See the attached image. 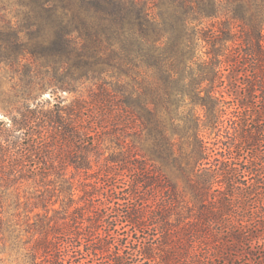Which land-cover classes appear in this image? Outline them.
Here are the masks:
<instances>
[{"label":"trees","instance_id":"1","mask_svg":"<svg viewBox=\"0 0 264 264\" xmlns=\"http://www.w3.org/2000/svg\"><path fill=\"white\" fill-rule=\"evenodd\" d=\"M17 1L0 59L79 95L0 118V264H264V0Z\"/></svg>","mask_w":264,"mask_h":264},{"label":"rangeland","instance_id":"2","mask_svg":"<svg viewBox=\"0 0 264 264\" xmlns=\"http://www.w3.org/2000/svg\"><path fill=\"white\" fill-rule=\"evenodd\" d=\"M7 23L12 24L13 26L20 25L22 26V28H24L23 26L24 24H26L24 23L22 7L18 4L17 0H0V29H3V27H5ZM21 35L25 36V31H22ZM27 61L28 58H24L22 60V63L27 64ZM22 65L18 67L14 64H8V62L0 59V118L7 119L10 115L16 114L18 110L22 109V107L24 108L25 105H29L33 108L38 102L44 104V109L52 108L53 105L57 102H60V105H66L73 101L74 98L79 95V92L75 91V89L71 91L67 89H55L54 82L58 80L57 77H54V75L56 76V72H54V70L49 66H41L39 67V70H41L40 72L45 73V76L43 75V77H45L46 80L51 81V84L47 87H44V89L41 91L36 90L33 93L34 98H27L26 93L28 92L30 86L26 82V66L24 67ZM37 68V65L30 64L31 72H34L33 70H36ZM57 71L58 73H61L63 71L62 67H59ZM36 76H38V78H36L35 81H39L41 74L39 76V73H36ZM91 84V81L87 80L78 88L84 95H86L87 90L90 88ZM33 86V88L35 89L38 88V85L36 83H34ZM227 125L228 122L225 120L222 124V127L220 128V131L217 132L215 130V133H211L209 135V138L207 139L210 145H212L217 151L220 150V147H222V149L224 147V145H222L225 142L224 128ZM103 138L102 150L103 152H105V154H108L106 153L108 152V150H110L108 149V147L113 145L112 141H110L112 137L111 135L105 134L103 135ZM56 149H58V146L56 147ZM67 173L68 175H74L75 178H79L82 176V172L75 173L72 167L68 168ZM49 180L52 181L51 184L56 181L58 182V178L55 175H50ZM179 185H183L180 180ZM27 191L32 192L34 190L31 187ZM56 207H60V203H56ZM18 210L22 211V208H19ZM15 211L16 209H14L13 207L12 212ZM24 214L25 212H21V217H23ZM152 232L153 231H146L145 233L137 234L131 232V234H133V236L135 237H141L142 235L148 237V235Z\"/></svg>","mask_w":264,"mask_h":264}]
</instances>
